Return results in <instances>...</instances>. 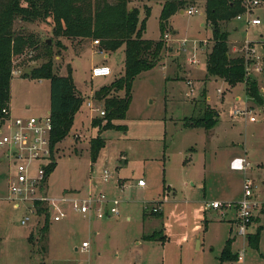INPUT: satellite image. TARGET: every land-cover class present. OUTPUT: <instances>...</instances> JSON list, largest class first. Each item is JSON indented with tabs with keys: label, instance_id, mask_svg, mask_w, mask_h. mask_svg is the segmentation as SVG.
Returning a JSON list of instances; mask_svg holds the SVG:
<instances>
[{
	"label": "rangeland",
	"instance_id": "374dc122",
	"mask_svg": "<svg viewBox=\"0 0 264 264\" xmlns=\"http://www.w3.org/2000/svg\"><path fill=\"white\" fill-rule=\"evenodd\" d=\"M128 6L137 9L140 19L145 7L149 10L144 39L158 42L166 34L168 41L164 40L157 66L132 81L125 117L111 121L112 128H104L105 100L93 97L95 91L124 75L123 50L105 53L93 40L55 37L50 18L13 25L16 32L30 36L34 46L26 47L13 65L18 75L10 82L12 119L47 115L49 81L32 79L30 73L48 61L56 75L71 76L77 96L83 99L69 133L54 148L56 167L45 181L47 197L83 198L88 193H102L122 202L117 217L84 218L67 205V217L59 222L51 220L54 213L49 208L48 217L41 209L23 226L25 211L14 209L5 199L8 179L14 173L9 160H16L9 156L8 147H0V264H264V234L254 249L247 243L248 236L237 235L230 221L232 210L222 215L223 211L207 209L214 200L236 202L242 193V174L227 167L232 152H246L253 167L247 176L255 199L264 200V64L260 72L250 66L248 74L257 83L259 103L246 96L244 83L230 87L219 79L205 82L203 57L213 44L208 43L210 27L201 26L205 22L203 2H198L200 10L192 16L181 11L173 14L163 32L161 2L133 1ZM249 9L241 20H231L230 26L229 22L221 24L226 32L237 28L229 35L233 41L230 57L244 56L245 40L253 43L258 55L264 53V3ZM256 18L259 26L248 24ZM48 40L50 44H46ZM194 56L201 58L199 66L189 64ZM103 65L110 68L111 75L91 78V70ZM184 68L191 72L187 75ZM187 80H193L192 95ZM203 89L205 102L219 114L209 131L184 125L186 119L202 115L206 104L197 100ZM124 94V90L114 89L107 98H123ZM246 107L254 122L248 116L234 117L236 110ZM4 123L0 118V128ZM92 140L103 143L94 159ZM105 170L111 175L107 183L102 181ZM139 179L144 180V187L137 186ZM156 202L162 203L161 212L151 215ZM257 220L263 233L264 216ZM158 231L164 241L143 240ZM228 239L234 254L244 251L242 261L218 260ZM83 242L88 243L84 250Z\"/></svg>",
	"mask_w": 264,
	"mask_h": 264
},
{
	"label": "trees",
	"instance_id": "16d2710c",
	"mask_svg": "<svg viewBox=\"0 0 264 264\" xmlns=\"http://www.w3.org/2000/svg\"><path fill=\"white\" fill-rule=\"evenodd\" d=\"M133 1L150 0H0V107L9 108L10 82L13 65L26 47H33L30 36L23 35L13 29L17 21L42 22L50 18L53 22V35L68 40L98 41L105 53L122 49L124 75L94 92L93 99L105 100L104 108L107 116L103 119L104 128H112L111 121L123 119L131 102V85L136 76L155 68L160 61L164 48V40L154 42L143 38L145 23L149 10L145 7V15L139 18L136 8H129ZM162 3L159 16L160 31L164 24L175 13L184 7L204 3L205 23L211 29L210 42L212 48L206 54V78H219L228 86L244 83L245 94L251 100L261 102L257 83L245 71L242 57H230L228 33L221 30L222 23H228L245 11V0H154ZM264 2V0H262ZM253 44V43H252ZM18 58V59H17ZM30 78L49 81V118L52 124L51 147L64 139L73 123L83 99L77 96L71 76L56 75L48 61L32 70ZM124 90L123 98L107 96L114 90ZM206 104V90L200 93L198 102ZM1 117V116H0ZM218 113L207 104L198 118L185 120L187 127H201L209 131L216 125ZM92 125L94 122H92ZM102 142L92 140L91 155L94 159ZM53 162L47 168V176L55 169ZM161 202L158 203L161 206ZM158 214V213H157ZM264 216V205L261 209ZM151 215L153 213L151 212ZM255 221H258L257 219ZM46 224L42 228L44 230ZM248 234L247 243L258 249L260 233ZM161 232H153L143 236L145 241H164ZM232 240L228 239L218 258L225 261H238L237 254L231 252Z\"/></svg>",
	"mask_w": 264,
	"mask_h": 264
},
{
	"label": "built area",
	"instance_id": "2783aa9c",
	"mask_svg": "<svg viewBox=\"0 0 264 264\" xmlns=\"http://www.w3.org/2000/svg\"><path fill=\"white\" fill-rule=\"evenodd\" d=\"M264 3L262 0H245L243 14H239L236 20H241V17L251 10L249 7H256ZM200 8L197 5L189 6L186 10H182L188 16H192ZM248 24L259 26V19L249 20ZM165 42L168 41V36L164 34ZM96 45L98 41L94 42ZM185 43V42H184ZM264 51V46H262ZM244 56L245 71L247 75L250 73V66H253L255 72H260L264 64V53L258 55L252 43H245ZM191 64H196L194 59ZM18 73L12 70V77ZM111 75V70L107 66L95 67L91 70V78L108 77ZM191 88V85L188 83ZM218 93H222L218 90ZM192 95V88L190 94ZM87 106L93 109L91 102ZM98 110V109H97ZM251 110L247 107L240 111L234 112V117L244 118L249 117L250 122L255 119L250 117ZM99 115L104 116V112L100 111ZM0 118L4 120V125L0 128V147H8L9 156L15 159L13 162L14 173L9 177L7 184L6 200L13 204L14 209H23L25 216L21 219V225L25 226L30 220V217L38 214L43 209V215L48 217L49 208L52 209L54 215L51 220L59 222L67 217L65 206H69L70 210L86 217H94L96 219H105L119 216V206L122 200L118 197H107L102 193H88L83 198H70L63 196L58 199H49L46 195L45 181L47 178V168L55 162L54 148L51 147L52 124L49 115L44 117H29L12 119L10 108L0 107ZM4 131V132H3ZM251 168L250 163L243 157L233 158L229 163V169L233 172L245 174ZM111 175L107 170L103 171L102 181L109 182ZM137 186L144 187L143 179L137 181ZM123 186H121L122 188ZM264 202L255 199L253 183L248 177L243 178L241 197L235 202H220L212 201L207 205V209L214 211H223L222 215H226L227 211L234 212L236 221L237 235L247 236L251 231L255 220L263 216L261 209ZM161 211L159 205L154 204L150 212L157 214ZM88 247L87 242H83L81 249ZM244 251L237 254L238 261L243 260Z\"/></svg>",
	"mask_w": 264,
	"mask_h": 264
},
{
	"label": "crops",
	"instance_id": "0c3cea01",
	"mask_svg": "<svg viewBox=\"0 0 264 264\" xmlns=\"http://www.w3.org/2000/svg\"><path fill=\"white\" fill-rule=\"evenodd\" d=\"M182 12V11H181ZM180 12V13H181ZM204 19H205V17H204ZM231 22V21H230ZM230 22H229V26L231 25L230 24ZM209 26V25H207V24H205V22H204V24H201V26ZM231 30H233V31H236L237 30V28H236V26H233L232 28L230 27L229 28V30L227 31V33H228V42H229V45H230V43H233V41H231V39L229 38V35H230V32H231ZM262 37V36H261ZM210 38H211V36H209L208 37V43L210 42L209 40H210ZM247 41L245 40V41H243V44H245ZM248 43V42H247ZM198 46H200V42L198 43ZM203 48V47H202ZM197 51V50H196ZM208 51L209 50H207V53H208ZM206 53V54H207ZM205 54V55H206ZM195 57V56H194ZM205 59H206V57H203V60H204V66H205ZM201 60V58H198V56L197 57H195V59H194V61L196 62V64H191L189 61V64L191 65V66H199L200 65V61ZM182 68H183V66H182ZM184 71H189V72H187V75H188V73H190L191 72V70L189 69V70H186L185 68H184ZM185 76V75H184ZM190 77V76H189ZM192 79V78H191ZM215 79H219V78H214V77H212V78H206V66H205V78H204V80H205V82L206 81H208V80H215ZM202 80V79H201ZM219 80H221V79H219ZM193 81V80H192ZM192 81L191 80H187L186 82H187V84L189 83L190 85H191V88H192ZM262 81L264 82V79H262ZM205 82H203V84L205 85L206 83ZM225 83V82H224ZM192 94H193V89H192ZM199 100V99H198ZM197 100V101H198ZM207 104V103H206ZM208 105V104H207ZM9 108H10V105H9ZM10 114H11V110H10ZM49 114V111L47 112V115ZM218 117H219V114H218ZM237 157H243V158H245L249 163H250V165H251V162L249 161V159H248V157H247V155H246V152H244L243 154L242 153H239V152H232L231 153V155L228 157V159H227V167H228V169H229V163H230V161L233 159V158H237ZM9 163L11 164V166H13V162H11L10 160H9ZM257 165V164H256ZM253 167L251 166V168L249 169V170H247L246 172H245V174H242V173H239V174H242V177L241 178H244L245 176L246 177H248L247 176V173L249 172V171H251V169H252ZM229 171H231L230 169H229ZM232 173H238V172H233V171H231ZM249 175H251V173L249 172ZM251 178V177H250ZM259 194H261V191H260V193ZM240 197H241V194H240ZM239 197V198H240ZM238 198V199H239ZM215 201V200H214ZM260 202H264V200L263 201H260ZM156 203H159V202H156ZM162 206H160V208H161ZM161 212V211H160ZM89 219H91V218H89ZM230 221H232V223L235 225L236 224V221H235V218H234V215H233V217L231 218V220ZM260 223H259V221H255V223H254V225H253V228L251 229V234H253V233H255V230L258 228V227H260ZM263 234H264V232L263 233H261V235H260V240H261V238H262V236H263ZM231 239V238H230ZM235 240V239H234ZM260 240H259V242H260ZM200 247V245H199V242H198V248ZM232 252V251H231ZM232 253H234V252H232ZM236 254V253H235ZM222 264H227V262H225V263H222Z\"/></svg>",
	"mask_w": 264,
	"mask_h": 264
},
{
	"label": "water",
	"instance_id": "95a60500",
	"mask_svg": "<svg viewBox=\"0 0 264 264\" xmlns=\"http://www.w3.org/2000/svg\"><path fill=\"white\" fill-rule=\"evenodd\" d=\"M182 13V12H181ZM46 44H50V40H48L47 42H46Z\"/></svg>",
	"mask_w": 264,
	"mask_h": 264
}]
</instances>
